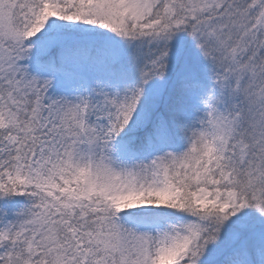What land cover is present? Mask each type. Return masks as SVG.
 <instances>
[{
  "label": "snow or ice",
  "instance_id": "snow-or-ice-1",
  "mask_svg": "<svg viewBox=\"0 0 264 264\" xmlns=\"http://www.w3.org/2000/svg\"><path fill=\"white\" fill-rule=\"evenodd\" d=\"M0 264H264V0H0Z\"/></svg>",
  "mask_w": 264,
  "mask_h": 264
}]
</instances>
